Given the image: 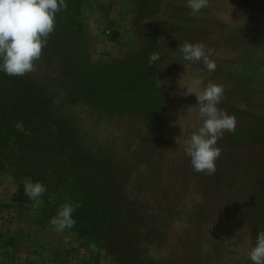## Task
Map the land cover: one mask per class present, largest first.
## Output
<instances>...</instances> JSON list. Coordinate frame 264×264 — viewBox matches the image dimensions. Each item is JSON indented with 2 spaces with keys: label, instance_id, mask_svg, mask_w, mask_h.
<instances>
[{
  "label": "rangeland",
  "instance_id": "rangeland-1",
  "mask_svg": "<svg viewBox=\"0 0 264 264\" xmlns=\"http://www.w3.org/2000/svg\"><path fill=\"white\" fill-rule=\"evenodd\" d=\"M186 2L85 0L89 63L119 71L88 83L94 93L81 89L76 69H65L56 53L41 55L36 71L24 76L49 93L51 112L86 142L92 177L112 193L114 221L129 225L121 237L142 241L145 262L252 264L248 252L264 231V0H209L195 14ZM185 41L212 49L216 70L202 62L185 69L189 62L178 50ZM151 52L160 60L150 66ZM194 78L201 87L223 84L218 107L237 121L235 132L217 142L222 152L213 175L194 171L183 147L202 124L186 110L197 104L184 94ZM96 90L111 99L93 106ZM25 180H14L0 162V243L10 240L5 228L12 223L20 234L17 254L27 252L29 264H116L76 225L55 231L49 221L68 202L46 192L30 200ZM120 245L125 250L128 242Z\"/></svg>",
  "mask_w": 264,
  "mask_h": 264
},
{
  "label": "trees",
  "instance_id": "trees-1",
  "mask_svg": "<svg viewBox=\"0 0 264 264\" xmlns=\"http://www.w3.org/2000/svg\"><path fill=\"white\" fill-rule=\"evenodd\" d=\"M136 1L141 7V0ZM65 2L68 8L56 14L55 30L49 35L42 56L56 53L65 69L67 66L76 69L81 89L88 88L87 94L94 93L88 83L96 78L101 81L106 76L113 78L119 71L116 67L104 71L99 64L89 63L82 23L85 0ZM118 90L119 87L113 89L115 94ZM96 91L100 100L91 99L93 106H103L101 99H111L112 95ZM124 92H131V87ZM47 94L25 76H9L0 71V162L14 180L39 181L46 186L49 196L79 204L72 214L75 225L102 242V250L116 264H149L145 262L141 240L121 237L122 229H128L129 225L120 228L121 221H114L110 208L112 193L92 177V160L86 142L69 122L59 121V116L51 112ZM122 241L128 242L125 250L121 248ZM119 250L125 252L122 257L114 258V252Z\"/></svg>",
  "mask_w": 264,
  "mask_h": 264
},
{
  "label": "clouds",
  "instance_id": "clouds-1",
  "mask_svg": "<svg viewBox=\"0 0 264 264\" xmlns=\"http://www.w3.org/2000/svg\"><path fill=\"white\" fill-rule=\"evenodd\" d=\"M209 6V0H187L186 7L193 14L199 13ZM65 0H0V71L9 76H24L36 71V62L41 58L49 35L55 30L56 14L66 10ZM179 52L185 69L191 64L203 63L213 72L216 62L211 59L212 49H206L203 42L179 44ZM160 60L158 52L149 54V65ZM202 80L192 79L185 88V95L194 94L197 104L188 107V112H195L202 120L201 126L183 142L184 152L190 158L193 170L213 175L216 172V161L221 156V148L217 146L225 132L234 133L236 118L220 107L224 98V85L209 82L201 87ZM24 193L32 201L46 192L41 182L24 181ZM79 204L71 202L60 206L57 214L49 221L55 231L62 232L75 225L72 214ZM96 251V245L89 246ZM252 264H264V231L256 235L255 246L248 252Z\"/></svg>",
  "mask_w": 264,
  "mask_h": 264
},
{
  "label": "crops",
  "instance_id": "crops-1",
  "mask_svg": "<svg viewBox=\"0 0 264 264\" xmlns=\"http://www.w3.org/2000/svg\"><path fill=\"white\" fill-rule=\"evenodd\" d=\"M5 230V233H8V237L10 238V240L8 239L7 243H0V258L4 259V264H12L14 260L17 261L18 264H29L27 252L24 256L22 254H17L16 247L18 238L20 236V234H16L18 230L14 229L12 223H9L6 226ZM25 235L28 236V234Z\"/></svg>",
  "mask_w": 264,
  "mask_h": 264
}]
</instances>
